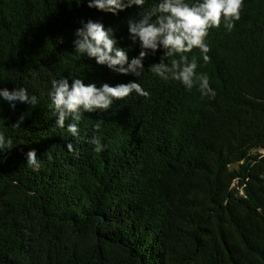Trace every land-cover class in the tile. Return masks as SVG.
Instances as JSON below:
<instances>
[{"label": "trees", "instance_id": "16d2710c", "mask_svg": "<svg viewBox=\"0 0 264 264\" xmlns=\"http://www.w3.org/2000/svg\"><path fill=\"white\" fill-rule=\"evenodd\" d=\"M144 8L113 15L86 0H0V89L37 98L14 108L0 98L11 140L0 152V264H264V0H243L231 31L223 21L209 29L208 62L188 54L214 98L148 70L162 50L139 77L76 54L74 33L92 20L113 30L130 62L141 49L128 21ZM60 78L136 82L149 96L84 113L73 137L70 119L57 127L49 107Z\"/></svg>", "mask_w": 264, "mask_h": 264}, {"label": "clouds", "instance_id": "9594fccd", "mask_svg": "<svg viewBox=\"0 0 264 264\" xmlns=\"http://www.w3.org/2000/svg\"><path fill=\"white\" fill-rule=\"evenodd\" d=\"M81 3L82 0H75ZM89 8L116 15L133 6L144 8L145 0H86ZM243 0H195L189 4L186 0H159L152 8H144L137 21L129 19L128 32L133 43L139 42V55L129 62L124 49L116 47L112 38L113 30H105L103 24L88 20L81 28L76 29L73 46L76 54L86 55L94 59L99 66L120 75L132 74L139 77L143 72V61L149 55H155L162 50L160 62L150 65L153 74L163 80L172 79L191 89L198 83L202 97L214 98L215 92L209 86L206 74H196V58L189 59L188 54L198 49L202 59L209 61L210 51L205 43L209 29L218 28L224 22L227 30L231 31L234 21L239 19ZM165 61H168L166 63ZM125 65H127L125 67ZM49 107L56 117V126L65 128L66 132L76 137L79 135L78 124L84 113H95L108 110L114 101L122 100L131 93L148 97L149 93L136 82L109 86L107 83L97 88L94 83L85 84L82 79H73L71 84L67 78L53 79L51 82ZM0 98L14 108L15 102L35 106L37 98L30 96L25 88L0 89ZM103 121H98V130ZM3 120H0V126ZM19 128V123L14 125ZM97 152L103 150L98 138H93ZM69 151L72 144L66 145ZM11 149V140H6L0 132V152ZM27 166L34 171L40 167L35 150L26 154Z\"/></svg>", "mask_w": 264, "mask_h": 264}]
</instances>
